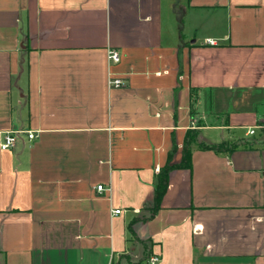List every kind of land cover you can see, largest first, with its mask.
Returning a JSON list of instances; mask_svg holds the SVG:
<instances>
[{
	"label": "crops",
	"instance_id": "0c3cea01",
	"mask_svg": "<svg viewBox=\"0 0 264 264\" xmlns=\"http://www.w3.org/2000/svg\"><path fill=\"white\" fill-rule=\"evenodd\" d=\"M262 125L264 0H0V264H264Z\"/></svg>",
	"mask_w": 264,
	"mask_h": 264
},
{
	"label": "built area",
	"instance_id": "2783aa9c",
	"mask_svg": "<svg viewBox=\"0 0 264 264\" xmlns=\"http://www.w3.org/2000/svg\"><path fill=\"white\" fill-rule=\"evenodd\" d=\"M206 43L210 44V45H214L215 41L213 39H206ZM121 59V53L118 49L116 48H109L107 51V60L110 63H117L119 62ZM107 84L109 87H121L124 85L122 79L120 78H115V77H109L107 80ZM264 129V125L262 126H258ZM19 132L17 130H8L5 131L2 134V138L0 141V149L1 150H6V149H10L13 147L15 141H16V133ZM254 129H250L248 131L249 134H254ZM26 138L28 140V142L32 143L34 142L37 138H38V132L37 131H33V130H26L24 131ZM96 190L97 191H104L106 189H104L102 187V185H97L96 186ZM120 212V210L116 209L112 211V214H118ZM156 261H158V257L157 256H153L149 259V262L151 264L155 263Z\"/></svg>",
	"mask_w": 264,
	"mask_h": 264
},
{
	"label": "trees",
	"instance_id": "16d2710c",
	"mask_svg": "<svg viewBox=\"0 0 264 264\" xmlns=\"http://www.w3.org/2000/svg\"><path fill=\"white\" fill-rule=\"evenodd\" d=\"M195 140V133L193 131H188L184 138V143L182 146V160L178 165H166L162 169H160L159 174L156 177L155 180V186H154V206L152 207V212H156L159 208V202L161 199V196L163 195L166 185H167V173L172 168L176 167H186L190 168V151L189 146L190 144ZM204 149H212L214 151H220L222 149L228 150L232 149L233 147H225L223 143H220L218 146H212V147H206L201 145Z\"/></svg>",
	"mask_w": 264,
	"mask_h": 264
},
{
	"label": "rangeland",
	"instance_id": "374dc122",
	"mask_svg": "<svg viewBox=\"0 0 264 264\" xmlns=\"http://www.w3.org/2000/svg\"><path fill=\"white\" fill-rule=\"evenodd\" d=\"M167 4H168V2L167 1H165V8H167ZM180 12V11H179ZM164 17H165V19L167 20V18H169L168 17V13H167V9L165 10V12H164ZM166 26H167V23H166Z\"/></svg>",
	"mask_w": 264,
	"mask_h": 264
}]
</instances>
